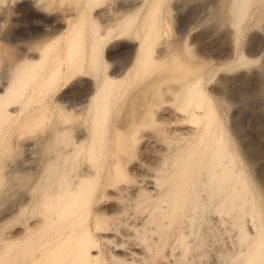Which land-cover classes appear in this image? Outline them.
Listing matches in <instances>:
<instances>
[{
    "label": "rangeland",
    "instance_id": "obj_1",
    "mask_svg": "<svg viewBox=\"0 0 264 264\" xmlns=\"http://www.w3.org/2000/svg\"><path fill=\"white\" fill-rule=\"evenodd\" d=\"M128 1L94 0L87 4V0H0V50H3L0 59V71L5 69L4 66L7 62L5 63L4 60L11 61V59L15 60L20 57L22 44L30 45L31 50L40 49L43 44L39 39L44 29L51 31V37L56 38L46 53L45 61L36 69L37 76L29 85L21 88V97L16 99L17 102L14 101L17 110L6 116L10 109L7 107L8 112H4L6 107L2 109L6 117L0 122V175L8 173L11 168L15 170V165L18 168L17 163H20L26 155L25 146L23 145L30 140L38 141V139H42L47 126V119L53 112L58 97L76 99L86 92L87 84L85 82H73L78 74L75 75L77 72H74L67 64L66 48L69 35L66 31L62 32L57 28L54 29L57 20L60 19L65 24L68 20L65 15L66 11L68 8L76 7L82 18L81 30L83 36L87 38L89 37L92 21L95 18L97 19V15H94L100 8L106 6L117 8L126 5ZM155 1L144 0L135 14L136 18L134 17L128 34L136 41L144 33V17L149 6ZM207 1L158 0L154 30L160 33L156 40H174L178 32ZM229 1L222 0L225 5L224 8L228 7ZM139 5L140 2L136 4V6ZM235 25L236 27H233L231 34L226 35L219 25L210 26L208 23H201L197 26V30L206 35L207 38L210 33V38L204 37L202 43H199L198 40L194 41L192 34H189L185 40L186 47L192 54L194 53L193 55L202 52L200 46H204V50L209 53V58L205 60L203 65L196 68L195 74L199 77V86L208 96L207 101L210 100L209 102L215 108L220 126L219 130L225 144V151L221 155L220 161L230 168L232 174L224 182L221 190L209 193L211 185L203 182L202 175L204 176V172L201 170L199 172L201 179L195 183V189L200 199H203V197L206 199L203 200L204 205L196 207L189 204L192 198V195H190L170 222L164 215L158 214L161 207L168 206L164 197V183L156 185L152 191H140L141 193H137V196L134 195L135 197L132 196V199L128 196H123L122 200L120 199L123 201L127 197L124 202L131 204H128L130 207L127 206V209H125V206L124 211L121 213L123 215H120L121 220L124 218V214H128L125 217L133 219L140 218L143 215L147 217V220L145 219L142 224L135 228L132 234V238L136 242L143 244L145 249L143 260L147 264H159L158 261L164 256L169 259L168 264H213V260L216 259L219 264L244 263L247 255L244 253L239 256L240 252L243 253L251 249L253 247L251 245L255 244L256 241L255 239L253 243L252 240L254 239L251 233L246 236L241 234V231L250 227V224L254 225V230L260 233L259 240H262L260 242L262 245L260 247L261 255L256 264H264V103L261 98H258L264 83V0H247ZM116 34V32L110 34L108 40L100 49L101 69L105 73L110 72L121 61H126L131 56L133 44H135L134 41L126 40L116 44L118 38V34ZM158 41L154 43V50L158 48ZM226 45H231L229 54L215 57L218 52L225 49ZM155 53L156 51L154 56ZM242 54L246 57H242ZM192 60H194V66H197L196 58H192ZM3 64L4 68L1 67ZM157 65H160V63L154 64V66ZM54 67L56 68V74L49 86L43 90V85L40 84L43 78L47 76V72ZM233 72L238 73L239 80L242 77V81L237 79L238 83L236 82L238 87L236 94L241 99L236 104L232 101L234 96L232 97L229 94L230 86L224 80L227 75ZM154 73H156L157 78H162L165 74V72L158 69ZM154 73L143 74L139 72L135 75L133 69L126 78L119 92L120 95L112 100L110 113L105 124L102 151L99 153L100 157L98 156L96 165H94L96 178L93 191L86 204L87 218L85 217L84 222L79 225L68 226L56 224V221H46L42 212L43 187L41 189L37 188L35 192L33 191V199L25 203L21 211L1 223L0 264H32L35 260L49 262L51 257L48 253H51L50 251L56 247L57 243L59 244L68 235L77 236L84 232L90 238V243L87 246L88 251L93 247V250L97 252V264H123L111 255L108 249L110 242L104 238H99L96 233V229L98 230L96 224L99 221L98 215H96V207L98 204L100 206L106 202L105 195L108 187L110 189V186L115 182L112 185L113 187H117L118 183H128L127 185H129L132 182L124 176L115 177V159L113 160V158L116 155L121 158V161L124 158L123 160L127 161H125L126 167L132 161L141 158L150 160L151 158L148 155L150 153L154 155L157 152L156 145L166 143L168 146L165 147L170 149L165 148L158 152L161 158L163 156L164 162L160 159L159 166L152 163L148 164V160L145 162L147 167L155 170L153 172L156 175L165 176L179 165L172 161L174 152L187 145L193 148L198 147L197 141H200L205 133L204 116L201 115L199 119L195 115L196 112L200 114L205 112V104L196 106L191 102L184 109H178L168 99V94L162 93L157 107L153 108L154 110H152L150 116L147 115L149 116L146 118L147 123L140 125L134 132V139L132 138V141H130L133 145L128 144L125 146L124 151L126 153L121 150L116 153V122L123 114L122 111L126 108L130 97L135 94L134 92L139 91L146 82H149L151 77H154ZM219 78L222 80H220V86L224 91L222 89L219 93L211 91L210 88ZM166 106H168V109H173L171 111L183 120L186 118L183 121L184 123L181 124L185 125L184 129H174L180 127V124L161 117L159 113ZM234 110H236L235 115L237 114L235 124L232 123ZM193 113L195 114L191 117ZM44 114H47L48 117L46 118L47 115ZM190 119H194V121H190ZM75 122L80 123L81 119H77ZM86 127L89 130L88 126ZM78 162L76 164H80L81 160L79 159ZM11 174L9 175L11 184L9 182L6 189L5 185L0 183V191H4L8 195L6 196L7 199L0 201V211L13 201L17 203L16 201L25 200L24 197L28 195L24 187L17 186V182L21 177L19 171H11ZM30 176L32 180L33 170H31ZM235 185L241 186V192L233 201L228 193L233 186L236 187ZM205 189L207 195L205 191L202 193ZM42 217L43 221L32 225L31 220H34V218L41 219ZM113 220L115 221V219ZM121 220L119 222L116 220L115 223L112 222L115 228L123 227L124 223L122 224V222L124 220ZM12 231L16 232L14 238H7ZM246 231L248 232V230ZM44 255H47L48 258L47 256L42 258Z\"/></svg>",
    "mask_w": 264,
    "mask_h": 264
},
{
    "label": "bare ground",
    "instance_id": "obj_2",
    "mask_svg": "<svg viewBox=\"0 0 264 264\" xmlns=\"http://www.w3.org/2000/svg\"><path fill=\"white\" fill-rule=\"evenodd\" d=\"M92 1L94 0H87V4ZM143 1L144 0H129L126 5L121 7L112 8L111 6H106L100 8L94 15H97V19L99 17L100 20L95 18L96 20L94 19V21H92L93 23L88 34L89 37H87L88 39L83 36L81 30L82 18L80 11L76 7H72V9L68 8V10L66 9L65 15L68 17V20L65 24L62 23L60 19L57 20V25L53 28L62 30V32L66 31L69 35V42L66 48L67 64L74 72H77L75 75L78 74L73 82H85L87 84H85L87 86L86 92L76 99L58 97V102H56L55 105L53 104V112L47 119L48 122L45 131L42 127L44 131L42 139L40 138L38 141L30 140L23 145L25 146L26 155L24 159H21L20 163L18 162L19 164L17 163L18 168L15 165L14 169L16 167L15 170L19 171L21 175L20 180L17 182V186L24 187L28 195L24 197L26 198L25 200L16 201L17 203H14V201L13 203L9 202L11 204H8L7 207L0 211V226L6 219L11 218L21 211L25 203L33 199V193L36 189H41L42 187V212L46 221H56V224H65L68 226L79 225L84 222L87 216L86 204L93 191L96 178L94 165H96V160L100 157L99 153L102 151L105 124L110 113L112 100L120 95L119 92L133 69L135 75L139 72L143 74L150 72L154 73L157 69L162 70L165 74L162 78H157L156 73H154V77L152 76L149 82H146L139 91L134 92L135 94L130 97L126 104V108L122 111L123 114L116 122V153L120 150L124 151L125 146L132 143L130 141H132L134 132L140 125L147 123L146 118L150 116L152 110H154L153 108L157 107L162 93L168 94V99L171 100L178 109H184L191 102L196 106L205 104L206 110L204 113L200 114L196 112V114L193 113L191 115L192 117L195 114L198 116L197 118L201 115L204 116L205 133L200 138V141H197L198 147L193 148L187 145L174 152L172 161L179 165L165 176H158L153 172L155 170H151L150 167H147L145 163L148 160L147 158V160L141 158L132 161L125 167L126 160L122 158L121 161V158L114 154L116 155V157L113 158V160L115 159V162L113 161L115 177L119 178L124 176L132 182H130L129 185L125 182V184L118 183L119 185L117 184V187L112 186L116 182L113 184L111 183V188L109 189L108 187L109 190H106V202L100 206L99 204L98 206L96 205V215H98L99 218L96 224L98 228V230L96 229V233L99 238H104L110 242L108 249L111 255L123 264H147L143 260L145 254L143 244H139L132 238L134 229L142 224L147 217L141 215L142 217L133 219L125 217V215L127 216L128 214H124V218L122 219L124 220V222H122V224L124 223L123 227H121V225V228H115L112 224V222L115 223L121 220L120 215H123L121 214L122 211H124L125 206V209H127V206H129L128 204H130L124 202L127 197L125 199L123 198L124 200L121 201L123 196H128L132 199V196H137L136 194H140V191L149 192L152 191L156 185H162L164 183V197L166 198L168 206L164 208L161 207L158 214L164 215L170 222L180 207L186 202L188 196L192 195L189 203L192 206L197 207L199 205H204L203 200L206 199H204V197L200 199L195 189V183L201 179L199 173L201 170L204 172V176L202 175L203 182L211 185L209 187V193L221 190L224 182L231 176L232 173L230 168L220 161L221 155L225 151V144L219 130L220 126L215 108L209 102L210 100L207 101L208 96L205 95L202 87L199 86V77L195 74L196 68L203 65L205 60L209 58V53L204 50V46H200L202 52H197L198 54L195 53L196 55H193L194 53L192 54L186 47L185 40L189 34H192L194 41L198 40L199 43H202L206 35H203L202 32L197 30V26L201 23H208L210 26L219 25L223 28L224 34L230 35L233 27H236L235 22L241 14L247 0H230L227 8H224L225 5L222 0H208L197 10L196 15H193L194 17L178 32L174 40L166 39L162 41L156 40L160 32L158 33L154 30L155 12L157 10L156 4L158 3V0H156L149 6L146 12V16L144 17V33L140 38L138 37V41H136L135 38L130 37L128 33L132 26L131 23L133 19L136 18L135 14ZM139 2L140 5L136 6ZM115 32L118 34L116 44H119L123 40L134 41L135 44H133L131 56H129L126 61H121V63L110 72L105 73L101 69L100 49L106 40H108L110 34ZM216 37L215 35V38ZM208 38H210V33ZM55 39L56 38L51 37V31L44 29L39 39L43 44H40L42 46L40 49L36 48L31 50L30 45L22 44L20 47V57L15 60L11 59V61L7 59L4 60L5 63H7L5 66L4 63L1 67L4 66L5 69L0 71V122L4 117L17 110L14 101L21 97V88L29 85L35 76H37L36 69L45 61L46 53ZM157 41L159 45L157 50H154V43ZM230 50L231 45H226L225 49L218 52L215 57L227 56ZM2 51L3 50H0V59L2 58ZM155 51L156 55L154 56ZM241 56L246 57L244 54ZM192 58H196L197 66H194V60H192ZM158 62L160 65L154 66V64ZM55 74V67L47 72V76H44L45 78H43L40 84L43 85V90L49 86ZM238 77V73L233 72L224 79L228 83L227 85L230 86L229 94L232 97L234 96L232 101L235 104L241 100L239 95L236 94L238 88L236 82ZM240 79L241 80H238L242 81V77ZM220 80L221 78L214 82L213 86L210 88L211 91L221 92ZM259 94L260 97L258 96V98H261L264 103V83ZM10 104H14V106ZM10 106L12 107L10 108ZM4 107H6L4 112L8 110L7 107L10 109L8 110L9 112L7 111L8 113L6 116L5 113L2 112ZM167 107L168 106H166V108L162 107L163 109L161 108L162 112L159 113L161 117L169 119L173 123L176 122L180 124V127L174 129H184L185 125L181 124L184 123L183 121L186 118L183 120V118L179 115H175L171 111L173 109H168ZM235 113L236 110L233 111V124L237 122V114L235 115ZM47 117L48 115L46 118ZM77 119H81V122H75ZM190 121H194V119H190ZM86 126H88L89 130ZM164 144L159 143L156 145L157 152H155V154L153 153L154 155H151V153L148 155V157L151 158L148 160V164L152 163L158 165L160 159L164 162L163 156L161 158V155H158L159 151H162L166 148L165 146H168L166 143ZM126 149L129 150L127 147ZM124 156L125 159H127L126 155ZM78 158L81 160L80 164H76L79 160ZM10 170L15 171L12 170V168ZM31 170H33L32 180L30 176ZM11 171L0 175V183L5 185V189L9 182L11 184L9 180ZM235 186L236 187L233 186L228 193V196L233 201L241 192V186ZM206 189L203 190L202 193L204 191L206 192ZM6 196L8 195H6L4 191H0V201L4 200ZM218 209L220 210V208ZM112 219H115V221H112ZM40 221H43V217L41 219L34 218V220H31V223L34 225ZM169 222L166 223L168 224ZM252 225L250 224L248 229L241 231V234L244 236L248 233L253 234V243L256 239L255 244L251 245L253 246L251 249L243 253L240 252L239 256L244 253L247 255L245 262L241 264H256L261 255L260 247L262 245L260 242L262 240H259L260 233L256 232L254 230V225ZM246 230H248V232ZM15 231L8 234L7 238H14L16 234ZM89 243L90 238L86 232L77 236L68 235L59 244L57 243L56 247L50 251L51 253H48L51 257V259L49 257V262L46 260H35L32 264H97V252L93 250V247L88 251L87 246ZM45 256L47 255H44L42 258ZM168 260L167 256H164L161 258V262H158L159 264H168L170 262H168ZM216 260H213V264H219Z\"/></svg>",
    "mask_w": 264,
    "mask_h": 264
}]
</instances>
